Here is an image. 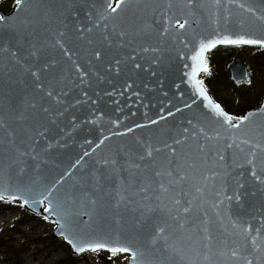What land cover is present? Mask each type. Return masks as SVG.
I'll return each mask as SVG.
<instances>
[{
    "label": "snow or ice",
    "instance_id": "obj_1",
    "mask_svg": "<svg viewBox=\"0 0 264 264\" xmlns=\"http://www.w3.org/2000/svg\"><path fill=\"white\" fill-rule=\"evenodd\" d=\"M142 2L145 17L148 10L153 13V22H156L157 14L161 15L167 25L163 28L162 35L170 30L183 34L192 29L193 24L200 23L196 17L202 15L206 4L209 10L215 9L212 13L215 17L212 21L214 24L218 25L221 21L226 27L232 24L234 21L231 9L239 8L255 17L264 27V14L258 15L257 9L240 0H182L181 18L168 15L176 7L174 0H168L166 9L157 8L148 0H116L114 6L112 0H104L98 11H89L87 14L91 27L74 22L71 33L67 31L68 24L56 30L50 43L51 48L59 55L52 56L34 42L36 37L32 31L41 14L47 15L45 0H15L17 14L21 11H34V17L22 19L19 25L21 32L31 39H26L14 49L0 47V53L6 52L11 58V66L0 68V74H7L9 82L15 81L22 93L19 103L9 99L11 122L0 114V202L19 201L20 207L28 208L42 206L43 212L47 214L43 218L55 223L59 234L77 253L104 249L113 256L127 253L130 264H162L159 258L166 253L181 254L182 249H178L177 245L183 234L194 227L190 219L194 211L193 201L182 203L181 198L169 195L176 184H182L186 179L185 175H180L177 171L181 165L174 145H182L189 138L199 140L203 137L205 141L223 139L224 150L245 152V146L247 147L248 167L240 165L245 170L236 172L231 177L235 183L232 194L224 195L223 199L213 205L217 216L227 215L225 201L228 202L227 207L231 208L228 219L233 230L230 234L225 233L231 239L226 238L217 252L230 259L233 264H264V175L256 167L257 154L264 153V132L258 138H252L247 131L255 117L264 116V106L257 112H249L238 118L215 102L208 94L203 80L198 78L201 72L209 71L205 53L218 44L259 45L264 48V39L250 38L243 34L221 35L217 31L214 38L200 39L190 49V56H181L190 61V64L185 65L188 71L184 75L193 95L203 101V108L207 111L201 113L196 122L195 117L187 120L190 127H183V135L174 139L173 144L165 143L164 149H161L149 140H140L128 145L124 149V156L117 152L111 158L96 160L95 164L86 159L92 157L111 136H125L135 129L158 125L160 121L192 108L197 103L196 99L185 103L183 107H175L174 111L168 106L171 103L169 101L159 109L160 115L146 124L135 123L126 127L125 131L104 135L95 143L86 140L89 145L94 143L91 151L84 150L59 175L49 178L50 173L45 168L48 160L45 156L51 157V150L54 148L68 146L66 141H60L71 136L69 128L79 126L80 121L75 115L77 111L84 106L92 108L96 105L97 109H93V112L99 110L103 113L101 104L121 103L118 99L105 100V97L120 96L128 100L135 97V104L141 105L142 94L138 90L141 84L137 80L145 79L148 74L157 76L152 65L158 63L159 58L154 57L148 66L141 63L139 52L132 47L137 33L116 23L133 6L139 9ZM64 7L68 17L79 15L75 10V0H64ZM94 16H98L99 20H93ZM145 17L134 12L130 21L127 16L124 20L134 27L139 20L141 31H144L148 27ZM109 20L113 21L111 29L107 23L100 22ZM4 22L5 18L0 16V24ZM238 26L243 27V24ZM101 29L99 43L88 39L87 43L91 46L82 51L68 46L72 43L70 35L75 39H85L86 33ZM181 42L187 46L185 41ZM129 48L132 49L131 52L122 51ZM142 51L155 53L158 48L143 47ZM142 86L151 90L147 83ZM142 106L147 108L149 105ZM117 110L122 111L123 106ZM2 111L3 100H0V113ZM132 115L136 113L133 112ZM112 123L114 128H119L122 121L118 119ZM209 129L214 135L209 133ZM58 132L63 135L53 143ZM206 148L207 144H201L199 151L204 152ZM165 150L166 155H158ZM216 155L220 161L226 160L224 151L217 150ZM5 157L9 169L7 179L4 174ZM124 172L127 175L120 178L117 186L115 178ZM165 176L170 178L168 183L163 181ZM157 177L161 179L157 180ZM204 179L207 180L208 177ZM197 191L200 189L197 188ZM110 213L117 225L132 230L139 239L140 246L132 247L122 238V234L113 236L105 233L102 226H97V221L102 224ZM50 217L55 219L50 220ZM209 222L208 218L200 220V225L205 227L197 256L202 257L203 264H211L213 242L216 241L206 227ZM195 227L199 232V226Z\"/></svg>",
    "mask_w": 264,
    "mask_h": 264
},
{
    "label": "water",
    "instance_id": "obj_2",
    "mask_svg": "<svg viewBox=\"0 0 264 264\" xmlns=\"http://www.w3.org/2000/svg\"><path fill=\"white\" fill-rule=\"evenodd\" d=\"M148 2L157 8L163 7L166 9L168 0H148ZM174 2L176 7L169 11L168 15L181 18L183 16V13L180 11L182 0H174ZM240 2L246 3L257 9L258 15L264 14V2H262V0H240ZM102 3H104V0H75V10L79 15L68 17V12L64 7V0H45L44 7L48 10L47 15H43L42 13L38 22L33 25L32 31L36 37L34 42L42 48H45L47 54L52 56L59 55L56 50L51 48L50 43L56 34V30L68 24L69 29H67V31L71 33V26L74 22L77 24L83 23L91 27L92 25L88 23L89 17L87 14L89 11H98ZM231 11L234 22L227 27L224 25L223 21L217 25L212 23L215 18L212 13L215 12V9L209 10L208 4H206L202 15L196 17L200 20L199 24H193L192 29L183 32V34L170 30L167 34L163 35L161 33L163 28L167 27V25L164 24L161 15L157 14L155 16L156 22H153V13L151 10H148L145 17L143 2L139 9L133 6L130 11L123 14L116 23L123 24V26L127 27L129 30L137 33L132 47L139 52L141 63L148 66L154 57L159 58L158 63L152 65V68L157 72V76L152 77L148 74L145 79L137 80V83L141 84V87L138 89L142 94L141 105L135 104V97H132L131 100L120 96L114 98L105 97V100L118 99L121 103L119 105L114 103H108L107 105L101 104L100 107L103 109V113L99 110L95 113L93 112V109H97L96 105H93L92 108L84 106L82 110L77 111L75 115L80 121L79 126L75 129L69 128L68 131L71 132V136L64 137V139L60 141L61 143H65L66 141L68 146L64 148H54L51 150V157L45 156V159L48 160L45 168L50 173L49 178L59 175V173L67 167L68 163L74 161L84 150L91 151L94 143L98 142L104 135H109L111 132L115 131H125L126 127H131L135 123L146 124L149 120L156 119L160 115L159 109L168 104L169 101L171 103L168 104V106L172 107L174 111L175 107H183L185 103H191L193 99H196L197 103L194 104L192 108L184 109L183 112L176 113L174 117H169L165 121H160L158 125L135 129L133 133H129L125 136H111L100 149H97L92 157L86 159H89L92 164H95L96 160L111 158L115 156L117 152H120L121 155L124 156V149H126L128 145L140 140H149L154 146L164 149L165 143L173 144L174 139L182 136L183 127H190L187 124V120L195 117L194 122H196L199 120L201 113L207 110L203 108V101L193 95V90L187 82V77L184 75V73L188 71L185 65L190 64V61L182 59L181 56H190V49L195 47L200 39L214 38L217 31H219L221 35L235 36L237 34H243L250 38L264 39V27L260 25V22L256 20L255 17H251L248 13L243 12V10L239 8H232ZM134 12H139L140 17H145L148 27L144 31H141L142 25L139 20L135 27L131 23L125 22L124 17L127 16L130 21ZM220 12L221 15H223L222 9ZM0 16L5 18V22L0 24V47L14 49L26 39H31V37H27L26 34L21 32L19 25L22 19L26 17L33 18L34 11H21L17 14V5H15L8 13L0 11ZM92 19L99 20V17L94 16ZM100 22L107 23L109 29H111L113 24L111 20ZM241 23L243 27L238 26ZM100 31H102V29L86 33L85 39H75L74 36L70 35L69 39L72 40V43L68 46L75 47L77 51H82L91 46L87 43L88 39H91L94 43H99ZM181 41H185L187 46ZM143 47H155L158 48V51L155 53L151 51L144 53L142 51ZM122 51L131 52L132 49L129 48ZM10 59L8 53H0V68H5L6 66L10 67ZM226 70L230 71V78L235 84L247 81L246 67L240 60L230 62L226 66ZM144 83L149 84L151 90L143 88L142 85ZM60 86L62 85H57V87ZM181 93H183V95H180ZM21 96L22 93L15 81L9 82L7 74H0V100H3V111L0 114L8 119L9 122H11L9 115V99L11 98L16 103H19ZM143 104H148L149 106L145 108L142 106ZM126 105L131 106L129 107ZM122 106L123 110L118 111L117 109ZM262 106H264V98L258 109L249 112H257ZM166 111L167 107L165 108V112ZM133 112H135L136 115L133 116ZM59 119L63 120V117ZM118 119L121 120L122 123L119 128H114L112 122ZM91 120H95L96 122L89 123ZM247 131L252 138H258L259 134L264 132V116L258 115L255 117ZM209 133L214 135L211 129H209ZM62 135V132H58L52 142L55 143L56 139H59ZM86 140H92L94 142L93 145L86 143ZM201 144H207V148L204 152L199 151V146ZM223 144V139L205 141L203 137H200L199 140L189 138L186 139L182 145H174L179 154L178 160L181 165V168L177 171L180 175H185L186 179L182 184H176L169 195H175L177 198H181L182 203L188 200L193 201L194 211L190 219L194 227L183 234L182 240L177 245L178 249H182L181 254L173 255L172 253H166L162 258H159L162 264H189V262H192V264H197V262L203 264L202 257L197 256V250L200 249L203 229L205 227L204 225H200V220L205 218H208L210 221L206 227L216 238V241L220 242H213L214 251L211 264H233L230 259L220 256L217 252V249L222 247L223 241L226 238L229 240L231 239L230 235L228 237L225 236V233L230 234L233 231L230 228L231 222L228 219V216L231 215V208L227 207L228 202L225 201L228 214L217 216V210L213 205L218 200L223 199L224 195L232 194L235 189V183L231 177L234 176L236 172L243 171L248 167L246 165L247 147L245 146V152H239L234 149L224 150ZM217 150L225 152V161L219 160L216 155ZM4 151L6 152L7 149L5 148ZM166 151L167 150L162 151L158 155L163 157L166 155ZM189 165L191 166L189 167ZM240 165H245V168H241ZM256 167L260 174L264 175V153L257 154ZM4 174L5 179H7L9 169L7 168L6 157ZM126 175L127 173L124 172L116 176L115 183L117 186L119 185L120 178ZM205 177H208V179L205 180ZM156 179L160 180L161 178L157 177ZM169 179V177L165 176L163 181L168 183ZM197 188L200 189L199 192ZM24 208L39 216L47 215L43 212L42 206ZM51 219H55V217H50V220ZM244 219H247V217H244ZM97 226H102L105 233H111L113 236L118 233L122 234V238L132 247L140 246V241L135 237L132 230L117 225L111 213L108 217L104 218L102 224L100 221H97ZM195 226H199V232ZM52 235L55 238L63 239V241L70 246L73 253L79 254L75 252L73 247L59 234L57 227ZM148 258L150 259L151 257ZM239 264H242V262H239Z\"/></svg>",
    "mask_w": 264,
    "mask_h": 264
},
{
    "label": "rangeland",
    "instance_id": "obj_3",
    "mask_svg": "<svg viewBox=\"0 0 264 264\" xmlns=\"http://www.w3.org/2000/svg\"><path fill=\"white\" fill-rule=\"evenodd\" d=\"M13 4L14 1H0V9L9 12ZM254 50L222 47L210 54L221 71L218 80L211 81L208 93L231 115L256 109L264 96V62H256ZM232 59H240L247 66V83L236 86L230 81L225 66ZM12 205L14 207L0 209V264H12L15 259L20 264H105L98 261L97 253L73 255L65 242L52 237L55 227L52 222L28 217L17 203ZM68 253L73 256L68 258ZM108 258L114 264H128L119 255Z\"/></svg>",
    "mask_w": 264,
    "mask_h": 264
},
{
    "label": "trees",
    "instance_id": "obj_4",
    "mask_svg": "<svg viewBox=\"0 0 264 264\" xmlns=\"http://www.w3.org/2000/svg\"><path fill=\"white\" fill-rule=\"evenodd\" d=\"M254 59L256 60L257 63L261 62L263 60L264 62V50H258V53L255 54ZM207 65H208V73H204L201 75V80L204 82V86L206 88H211V81H216L218 80L219 73L221 71L220 68H218L217 64L213 60H207ZM264 65V64H263ZM238 110V109H237ZM242 111L234 113V115H242ZM12 207L11 203H5V202H0V209L3 208L4 210ZM28 217L33 218L34 216L31 215L30 213L23 211ZM35 218V217H34ZM16 255V254H15ZM72 254L68 253V258H71ZM73 256V255H72ZM15 263L20 264L18 260H14ZM14 262L12 264H14Z\"/></svg>",
    "mask_w": 264,
    "mask_h": 264
}]
</instances>
